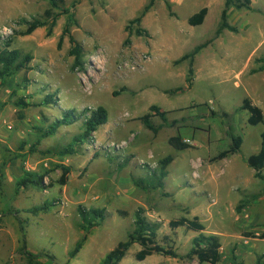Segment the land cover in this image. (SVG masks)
Here are the masks:
<instances>
[{"label":"rangeland","instance_id":"obj_1","mask_svg":"<svg viewBox=\"0 0 264 264\" xmlns=\"http://www.w3.org/2000/svg\"><path fill=\"white\" fill-rule=\"evenodd\" d=\"M169 1L171 9L156 0L142 18L141 34L130 21L149 0H66L71 22L64 14L51 34L45 25L24 35L21 18H43L49 1L0 0V49L11 39V48L33 56L28 69L0 87V264H67L82 235L79 205L105 207L107 216L69 264H102L134 229L140 206L161 223L159 243L179 256L155 253L139 261L135 253L141 246L135 243L118 264H209L185 256L198 232L171 229L169 221L181 216H198L204 232L218 236V264H255L264 254V238L254 236L264 232V179L247 163L260 149L264 124H249V112L241 109L249 97L264 110V70L251 72L264 56V0H253L252 9H230L228 21L238 32L224 29L218 36L225 0ZM204 6L209 8L205 21L189 24ZM68 22L83 51L82 66L75 69L69 33L59 45ZM206 41L195 56L189 87L190 59L176 60ZM177 87L184 90L166 92ZM47 92L57 94L56 104H40ZM21 98L31 105L17 104ZM152 104L169 111L166 123L152 118L161 126L157 134L139 119ZM98 106L107 109L108 121L77 152H45L82 133L84 110ZM67 109L79 119L36 145L39 128ZM178 134L191 147L172 146L169 139ZM232 135L242 136L240 151L211 161L231 145ZM169 154L174 159L163 187L145 191L134 185L133 175L148 176ZM128 157V164L119 166ZM61 165L72 168L66 184L59 182ZM27 170L46 174L45 187L17 189ZM45 200L55 203L48 212L25 211Z\"/></svg>","mask_w":264,"mask_h":264},{"label":"trees","instance_id":"obj_2","mask_svg":"<svg viewBox=\"0 0 264 264\" xmlns=\"http://www.w3.org/2000/svg\"><path fill=\"white\" fill-rule=\"evenodd\" d=\"M50 7L47 8L44 12L43 18H34L32 20L28 18H21V21L27 25V28L22 32V34L27 35L32 33L36 28L49 25L48 33L51 34L53 27L55 26L57 19L64 15L68 14L70 22L72 21L71 10L65 5L66 0H48ZM167 6L171 9V4L169 0H165ZM253 0H225L224 8L221 12L220 24L216 30V35L218 36L224 29H228L233 32H238V27L229 23V11L232 8L241 10V9H252ZM156 0H149V2L143 7L141 13L133 18L130 22L132 24L139 25L137 32L142 33L140 27L142 18L146 13L154 6ZM209 8L207 6L202 7L199 11L195 12L188 18V22L191 25H199L205 21V18L208 14ZM173 13V12H172ZM70 22L66 24L63 29V34L60 38L59 45L63 41V36L65 34H70ZM70 40L74 44L70 50L71 54L75 56V61L73 64V69L82 66V47L79 42L70 34ZM11 39H7L4 42V47L0 49V87L4 86L9 77L14 75L16 72L22 69L29 68V62L33 59V56L29 53L23 54L19 49L11 48ZM209 41L203 42L195 46L190 52L185 53L179 59L176 60L177 63H180L187 58H189V69L186 75V81L189 87L193 84L195 76V56L196 54L208 45ZM258 61L261 64L251 70L252 73H256L264 70V56L260 57ZM127 88H123L126 90ZM184 90V87H177L171 90H166L168 93H177ZM119 92L114 91V94L117 95ZM55 93L47 92L40 104L50 106L57 103ZM19 105H31L26 103L23 98L17 101ZM241 109H245L249 112L248 123L251 125L264 124V110L253 103V101L247 97L243 100ZM168 113L169 111L163 110L160 106L152 104L149 107V111L139 117L143 122L144 126L150 129L152 132L157 134L161 129V126L155 125L152 121V118L159 116L165 123L168 122ZM83 114L85 115L84 120V131L74 137V139L65 146L48 149L45 152L65 155L73 154L78 151V147L85 140H90L93 136V133L98 130V128L107 123L108 121V111L104 106H98L94 109H85ZM44 119H48L44 115ZM79 119V116L75 114V111L72 109L63 110L61 117L54 118L47 126L39 128L40 135L37 139L36 145L40 143L41 139L49 137L57 133L58 128L64 125H70ZM176 122V120H174ZM169 143L174 146L176 149H186L191 147V145L184 141L182 136L175 135L170 137ZM243 143V138L241 135H232L231 145L217 153L212 157L211 161H217L224 159L231 154H234L240 151ZM96 156L98 152L94 153ZM174 156L169 154L159 160L158 166L150 168L148 171V176H132V181L134 185L145 191L156 190L160 187H163L165 184V178L168 175L167 167L173 161ZM130 158H126L119 166L123 167L128 164ZM247 163L250 167L254 169V175L258 178L264 179V130L261 133V146L258 152L251 154L247 158ZM62 175L59 179L61 184H66L68 180V175L71 172V166L61 165ZM45 177L46 174L39 173L38 171L27 170L17 181V189L19 188H28L30 185L45 187ZM55 205L52 200H45L41 204L34 205L27 210L26 212L37 215L41 212H48L51 206ZM241 209V205L238 206V210ZM78 211L80 214L79 228L82 232L81 237L76 241L72 250L69 251V259L67 264L70 263L72 258H75L78 253L81 251L86 241L89 238L91 231L100 226L107 216V209L105 207H84L79 205ZM119 213L122 215H127V211L119 210ZM17 218L20 222L22 219L17 215ZM169 227L171 229H176L183 227L186 230H194L198 232V235L192 238V246L190 250L185 254L189 259L196 258L200 263H209V264H218L221 260V243L216 234H206L204 232L205 225L200 220L198 216L189 218L187 216H181L176 219H171L169 221ZM161 227V223L158 221L150 220L146 213L144 207L140 206L135 211L134 218V229L128 234L126 240L119 241L117 245L111 249L103 259L102 264H118L127 254L130 247L138 243L141 246V249L135 253L137 260L142 261L148 256H151L155 253L164 254L172 257H178L179 254L173 250L171 247L166 248L158 241V231ZM255 237L264 238V232ZM27 254L31 256L32 254L27 251ZM51 259H55L54 255L49 256ZM255 264H264V254L256 260Z\"/></svg>","mask_w":264,"mask_h":264}]
</instances>
